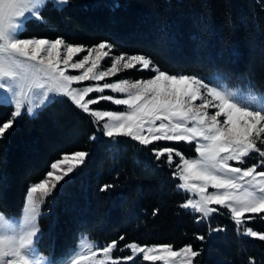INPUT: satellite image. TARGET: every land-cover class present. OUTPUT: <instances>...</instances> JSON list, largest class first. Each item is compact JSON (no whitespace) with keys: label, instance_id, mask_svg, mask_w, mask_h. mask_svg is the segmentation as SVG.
Listing matches in <instances>:
<instances>
[{"label":"snow or ice","instance_id":"snow-or-ice-1","mask_svg":"<svg viewBox=\"0 0 264 264\" xmlns=\"http://www.w3.org/2000/svg\"><path fill=\"white\" fill-rule=\"evenodd\" d=\"M69 2L0 0V107L12 109L0 122V140L23 115L33 117L54 97L66 98L90 117L96 131L89 140L107 138L114 149L122 140H131L172 169V178L179 181L175 187L186 194L179 207L193 214L197 224H208L206 234L195 236L201 245L227 230L210 223L225 214L237 236L264 242V229L250 226L258 220L264 223V86L251 76L246 85L234 86L219 74L174 72L150 53L117 54L111 38L88 46L63 35H24L33 23L54 30L43 13L49 3L62 11ZM226 22H232L228 14ZM132 70L149 76L112 79ZM101 102L122 110L103 109ZM159 142L194 145L195 155ZM89 155L77 150L51 163L44 178L27 188L19 216L0 209V264H134L137 259L144 264H200L204 248L192 242L175 246L132 241L121 246L125 235L101 243L85 234L62 260L45 255L40 250L42 205ZM114 187L105 183L100 191ZM159 211L154 209L152 215ZM248 264H256L255 257H249Z\"/></svg>","mask_w":264,"mask_h":264},{"label":"trees","instance_id":"trees-1","mask_svg":"<svg viewBox=\"0 0 264 264\" xmlns=\"http://www.w3.org/2000/svg\"><path fill=\"white\" fill-rule=\"evenodd\" d=\"M43 14L54 30L33 23L25 36L63 35L88 46L111 38L117 54L150 53L174 72L219 74L234 86L246 85L251 76L264 86V0H70L62 11L48 4ZM129 76L147 78L149 73L132 70L120 78ZM99 107L116 109L106 102ZM11 110L0 107V122ZM94 131L87 114L57 98L33 117L23 115L0 140V209L12 215H20L27 188L44 178L62 154L90 153L86 164L58 185L43 206L40 246L46 252L61 259L85 234L101 243L125 235L121 246L132 241L175 246L192 242L204 248L200 264H248L249 257L264 264V242L237 236L226 214L210 223L227 230L201 245L195 236L206 234L208 224H197L193 214L179 207L186 194L175 187L179 181L172 178V169L131 140H122L115 149L107 138L89 140ZM158 146L195 153L193 145L183 143ZM105 183L115 187L101 192ZM156 208L160 211L153 216ZM250 226L264 229L259 220Z\"/></svg>","mask_w":264,"mask_h":264},{"label":"rangeland","instance_id":"rangeland-1","mask_svg":"<svg viewBox=\"0 0 264 264\" xmlns=\"http://www.w3.org/2000/svg\"><path fill=\"white\" fill-rule=\"evenodd\" d=\"M49 4H51V3H49ZM71 74H79V72L78 71H71ZM124 73H121L120 74V76H122ZM120 76L119 77H114V78H112V79H116V78H120ZM109 82H111V81H109ZM85 84L87 83V82H84ZM105 94H111V92L110 91H108V90H106V92H105ZM93 95H95V94H93ZM57 98H62V97H54L53 99H52V101L54 100V99H57ZM106 103H108V104H111L110 102H106ZM111 105H113V104H111ZM113 106H115V105H113ZM116 107V109H111V108H107L106 110H122V108H121V106H115ZM192 148H193V150H194V145L192 146ZM188 149H190V148H188ZM185 155L186 156H192V155H195V153L194 154H186L185 153ZM45 204V203H44ZM44 204L42 205V208H41V211H42V213H43V206H44ZM14 216H19V215H14ZM40 227H41V225H40ZM83 236H81V238H82ZM80 238V239H81ZM79 239V240H80ZM96 240V239H95ZM96 241H98V240H96ZM79 242V241H78ZM100 242V241H99ZM77 245H78V243H77ZM76 245V246H77ZM76 248V247H75ZM74 248V249H75ZM73 249V250H74ZM40 250L45 254V255H49V256H51V255H53L52 253H48V252H46L41 246H40ZM124 254H129L127 251L124 253ZM64 257H62L61 259H58V258H56L57 259V261H60V260H62ZM141 264H144V263H141Z\"/></svg>","mask_w":264,"mask_h":264}]
</instances>
